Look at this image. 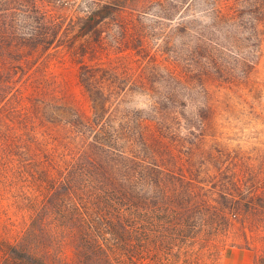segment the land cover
I'll use <instances>...</instances> for the list:
<instances>
[{"label":"trees","instance_id":"trees-1","mask_svg":"<svg viewBox=\"0 0 264 264\" xmlns=\"http://www.w3.org/2000/svg\"><path fill=\"white\" fill-rule=\"evenodd\" d=\"M174 36L177 60L139 74L99 60L109 38ZM263 42L264 0H0V264H221L189 250L235 223L264 230V150L217 140L214 105L192 96ZM62 52L89 114L41 76Z\"/></svg>","mask_w":264,"mask_h":264},{"label":"rangeland","instance_id":"rangeland-1","mask_svg":"<svg viewBox=\"0 0 264 264\" xmlns=\"http://www.w3.org/2000/svg\"><path fill=\"white\" fill-rule=\"evenodd\" d=\"M78 4L71 3L68 8L61 7L55 12L64 17L76 14L78 12L76 9L80 8ZM144 23L147 24V20ZM172 39V44H165L167 47L159 48L158 43L153 42L148 49L144 50L138 40L131 41V43L123 40L115 43L113 38H109L104 43L106 45L104 49H100L102 54L99 60L107 66L129 67L134 73L139 74L148 60L164 61L171 52L174 57L172 59L177 60L176 56L182 53L180 47L171 48L170 46L180 45V41L177 36ZM240 44L242 50H248V42L245 40L244 43V38L241 39ZM173 50L176 52L173 53ZM254 50L255 65L246 68L245 66L239 67L238 63L233 62L230 71L221 77L211 67L206 77L192 82L195 86L192 96L199 102H211L214 105L216 112L212 131L217 140L230 147L243 145L245 149L264 150V42L260 46L256 45ZM220 55L228 60L225 55L216 52L217 61ZM84 60L89 61L88 57ZM78 67L69 53L62 52L52 56L50 65L46 66L41 76L45 75L53 81L59 86L61 95L69 97L85 114H89L90 102L78 82ZM245 68L244 76L242 69ZM146 102L144 97L138 95L130 102V105L146 109ZM10 212L13 214L15 210L10 209ZM13 218L17 217L13 216ZM2 219L6 218L2 216ZM241 227L239 223H235L234 227H229L232 229L221 230L220 234L215 235L216 238L211 237L215 238L214 241L209 238L198 240L189 250L193 256L190 260H221V264H255L254 260H259L260 256H264V230L247 231L246 236ZM194 251L198 256L194 255Z\"/></svg>","mask_w":264,"mask_h":264}]
</instances>
